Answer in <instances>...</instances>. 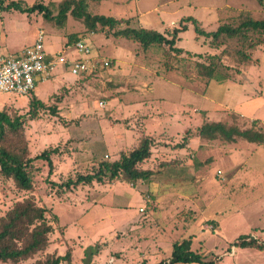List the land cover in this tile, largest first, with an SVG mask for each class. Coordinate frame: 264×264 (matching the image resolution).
<instances>
[{"label":"rangeland","instance_id":"obj_1","mask_svg":"<svg viewBox=\"0 0 264 264\" xmlns=\"http://www.w3.org/2000/svg\"><path fill=\"white\" fill-rule=\"evenodd\" d=\"M22 1L24 6L43 2ZM62 1L43 3L55 17ZM88 11L130 22L94 32L70 13L59 25L54 17L48 19L37 11L0 9L3 54L32 45L42 29L50 52L68 51V41L84 36L96 56L112 61L95 73L77 76L58 67L56 80L39 83L35 95L46 107L35 118L28 114L33 95L0 93L2 109L23 121L18 134L7 132L8 141L28 145L32 157L57 148L51 156V172L47 161L33 163L31 190L19 189L12 179L0 175V215L26 197L47 207L54 226L49 252L71 255L61 264H140L145 260L142 253L148 263L156 264L169 259L176 241L196 235L200 228L204 233L194 238L192 249L205 260L235 264L238 251L244 249L237 262L244 261L236 264H264V249L233 245L244 232L264 243V143L199 135L205 121L264 130V43L252 46L250 38L225 35L214 40L197 34L192 22L179 34L176 46L184 49L182 53L166 44L145 49L138 41L114 36L119 28L140 27L141 17L155 27L161 24L160 31L168 37L190 15L200 27L214 31L222 24L237 26L247 16L264 18V4L258 0H89ZM212 62L223 78L220 81L206 75L201 66ZM50 106L56 107L55 113ZM144 137L152 139V156L144 166L157 175L168 162L177 166L164 172L179 178L185 161L190 166L195 163V181L191 177L175 183L177 192L186 195L178 201L177 211H168L167 201L159 199L160 182L149 187L139 180L131 185L120 177L62 186L79 174L96 172L102 161L129 153ZM187 142L193 146L180 155L178 145ZM194 192L200 195L198 202L193 200ZM147 197L151 202L145 201ZM195 220L198 228L189 231ZM218 224L226 239L218 235Z\"/></svg>","mask_w":264,"mask_h":264},{"label":"trees","instance_id":"obj_2","mask_svg":"<svg viewBox=\"0 0 264 264\" xmlns=\"http://www.w3.org/2000/svg\"><path fill=\"white\" fill-rule=\"evenodd\" d=\"M89 0H63L59 5V12L54 17L51 9L41 2H36L31 6H24L22 1L6 3L0 0V9L10 10L12 8L22 12H40L48 19L55 18L59 25H63L70 13L74 18L82 20L90 31H99L103 28L115 29L122 23H129L130 19H118L110 15L93 14L88 11ZM261 5L264 0H258ZM187 22H192L197 34L211 37L219 40L223 35L234 38H250L252 46L264 43V18H254L247 16L241 19L237 26L230 24L219 25L214 31H207L199 26V21L194 16H187L181 20L180 27L174 28L168 37L163 32L154 29L127 26L114 31V36L125 37L127 39L138 41L145 49L151 45L166 44L177 53L184 52L182 47H177L179 34L188 29ZM250 33L256 35L250 37ZM79 38V37H77ZM76 38V39H77ZM75 39V40H76ZM205 74L211 78H223L216 74L217 64L201 65ZM36 89L30 93L33 95L29 103L28 114L31 118L38 116L39 109L46 107L44 102L35 95ZM33 93V94H32ZM52 113L56 112V107H49ZM256 122V120H255ZM23 127L21 117L12 118L5 110L0 109V175L4 178L12 179L15 185L22 190H31L33 188L32 167L36 160H45L49 165V172L53 170L52 154L57 152V148L46 149L40 154L29 156L28 145H18L15 141H8L7 132L18 134ZM199 135L202 137L235 142L238 138H244L250 142L259 145L264 143V130L253 127L240 129L238 126H229L221 121H205L199 128ZM152 139L144 137L136 148L129 153L122 152L119 158L113 161L100 162L99 168L94 173L79 174L77 179H69L65 184L66 188H72L81 183H92L94 180L104 182L119 179L135 185L139 180L147 183L154 180L158 172L148 169L144 166L146 160L152 156ZM182 147L183 144L178 145ZM54 219H59L55 215ZM54 232V226L48 218V208L39 205L34 197L16 201L11 208L3 215H0V262L19 264L27 262L28 264H61L64 260L70 261V253L65 255L58 252H49L52 242L51 235ZM248 235H241L234 243L242 247H256L264 249V243H258L256 239H249ZM192 239L186 238L182 241H176L173 244V250L168 260H162L156 264H175L179 262L189 263L198 262L200 264H218L216 260L207 261L203 254L192 250ZM31 261V262H30ZM141 264H147L146 261Z\"/></svg>","mask_w":264,"mask_h":264},{"label":"built area","instance_id":"obj_3","mask_svg":"<svg viewBox=\"0 0 264 264\" xmlns=\"http://www.w3.org/2000/svg\"><path fill=\"white\" fill-rule=\"evenodd\" d=\"M44 34L41 29L35 43L16 53L6 55L0 52V93L29 95L38 83L51 78L58 67L81 75L95 73L112 64L111 60L96 56L84 36L74 40L72 45H66L68 51L63 48L50 52L45 46ZM71 53H76V56L72 57ZM251 238L255 239L249 236L248 240Z\"/></svg>","mask_w":264,"mask_h":264},{"label":"crops","instance_id":"obj_4","mask_svg":"<svg viewBox=\"0 0 264 264\" xmlns=\"http://www.w3.org/2000/svg\"><path fill=\"white\" fill-rule=\"evenodd\" d=\"M6 1V0H5ZM11 1V0H10ZM9 1V2H10ZM14 1H22V0H14ZM43 2H46V0H42ZM99 1V0H98ZM22 2H24V1H22ZM43 2H41V3H43ZM6 3H8V2H6ZM49 3H51V2H49ZM43 4H48V3H43ZM138 19V18H137ZM139 20V19H138ZM157 23H159L158 22V20L156 21ZM139 23H140V26H143V27H146V28H150V27H152V26H154V23H153V21H151V20H143L142 19V17L140 18V20H139ZM161 26V24H158V27H155L154 26V28L155 29H157V30H161V28L162 27H160ZM73 43V42H72ZM72 43H70L69 41L65 44V46L66 45H72ZM24 48V47H23ZM23 48H21V49H23ZM20 49V50H21ZM63 49V48H62ZM19 50V51H20ZM61 50V49H60ZM59 51V50H58ZM62 70H64V71H66L67 69H65V68H63L62 67ZM68 72H70V71H68ZM56 74V73H55ZM55 74L51 77V78H49L48 80H45V81H43V82H49V81H53V80H56V78H57V76L55 77ZM70 74L71 75H73V76H77V75H75V74H73V73H71L70 72ZM43 82H40V83H43ZM39 83L37 84V87H36V90H37V88H39ZM35 93H36V91H35ZM37 94V93H36ZM5 105V104H4ZM4 105H2V106H0V109H2L3 108V106ZM193 143L192 142H187V144L186 145H183L182 147H179V148H181V151H180V149H178L177 151H179L180 153V155L184 152V151H188V149L191 147V146H193L192 145ZM177 154V153H176ZM179 155V156H180ZM169 160H171V159H169ZM183 160V159H182ZM186 160V158L184 159V161ZM188 160H190L191 161V159L189 158ZM164 164H166V165H164L162 168H161V171L159 172V175H156L155 176V178H154V180H152L151 182H149L148 184H149V187H151V185L150 184H152V183H155V185H158L157 183H159L160 182V184H159V186L161 185V186H163V189L160 191V193H162L159 197V199H161V200H165V202L167 201V206L165 207V208H167V210L168 211H177L178 209L177 208H179V206H177V203H178V201L179 200H181V197L183 196H186V195H184V194H180L179 192H177V188H179V186L177 185V184H175V183H179V182H181V181H183V180H190L191 179V177H193L194 179V181H195V179H196V170H197V168H196V166H194V164L192 163V165L193 166H190V165H188L189 163H188V161H185L183 164H182V167H180V168H182V171H181V173H180V175H178V176H180L179 178H176V177H174L173 175H169L168 173H165L164 171H165V169H166V167H168V166H177V165H172L171 163L169 164L168 162L167 163H164ZM184 170V171H183ZM185 171H187V173H186V175H184V173L183 172H185ZM223 180H225L226 178L225 177H223V176H220ZM181 178H182V180H181ZM162 181V182H161ZM143 182H146V181H143ZM249 182H252V180L251 179H249ZM132 185V184H131ZM146 185V184H145ZM139 187V185H137L135 188H138ZM199 194L198 193H196V192H194V198H193V200H196V202H198V199H199ZM169 197H170V199H169ZM196 197H198L197 199H196ZM160 200V201H161ZM145 201L146 202H151V200H149L148 201V197L145 199ZM154 201H156V200H154ZM159 200H158V202H160ZM157 204V203H156ZM155 204V205H156ZM208 204H210V203H208ZM186 207V206H185ZM184 207V208H185ZM190 207V206H189ZM141 208V207H140ZM163 208H164V206H163ZM192 208H193V210H196V208L195 207H193L192 206ZM261 208H263L264 209V204H263V206L261 207ZM207 215V214H206ZM262 215H264V213H262ZM209 215H207L206 217H208ZM204 217V216H203ZM210 217V216H209ZM200 223V222H199ZM201 224V223H200ZM195 226L198 228V226L196 225V220L194 221V222H192L191 223V226H189L188 227V229H189V231L190 230H194V228H195ZM216 227H217V229H220L219 230V233H218V235L219 236H221V237H224L223 239H226L225 238V234H223L222 233V229L220 228V225L218 224V225H216ZM261 228H264V226H261ZM201 230V228L200 229H198L197 231H196V235H194L195 233H192V234H190V237H189V235H188V237H182L179 241H182L183 239H186V238H191L192 239V244H193V240H194V238H196V237H200L201 236V234L202 233H204L203 231H200ZM246 232H244V233H241V235H248V234H245ZM240 234H239V237L241 236ZM248 236H250V235H248ZM238 237V238H239ZM238 238L235 240V242L238 240ZM233 245H235V244H233ZM236 246V245H235ZM191 248H192V246H191ZM172 250H173V246H172V248H171V250H170V252L172 253ZM193 250V249H192ZM242 250H244V249H242ZM242 250L241 251H238V254H240L241 252H242ZM238 254H237V256H238ZM142 255L144 256V259L145 260H142L141 261V263L142 262H144V261H146L147 262V260H146V256H145V254L144 253H142ZM235 257V264L236 263H241V261H244V260H238V262H237V259H238V257ZM246 259H248V258H246ZM135 262V261H134ZM133 262V263H134ZM133 263H131V264H133ZM140 263V264H141ZM147 264H150V263H148L147 262Z\"/></svg>","mask_w":264,"mask_h":264}]
</instances>
